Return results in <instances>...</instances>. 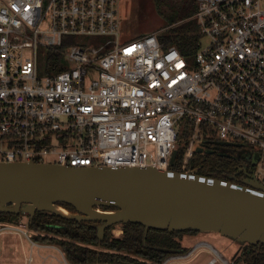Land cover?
Masks as SVG:
<instances>
[{
    "label": "built area",
    "instance_id": "obj_1",
    "mask_svg": "<svg viewBox=\"0 0 264 264\" xmlns=\"http://www.w3.org/2000/svg\"><path fill=\"white\" fill-rule=\"evenodd\" d=\"M121 1L0 0V162L198 174L196 156L227 142L258 152L264 183V0H199L192 60L157 31L122 40ZM39 53L59 54L56 69L39 75ZM5 233L49 246L28 217L0 222Z\"/></svg>",
    "mask_w": 264,
    "mask_h": 264
},
{
    "label": "water",
    "instance_id": "obj_2",
    "mask_svg": "<svg viewBox=\"0 0 264 264\" xmlns=\"http://www.w3.org/2000/svg\"><path fill=\"white\" fill-rule=\"evenodd\" d=\"M245 176L237 183L236 175L232 181L155 167L0 162V212L24 214L30 221L38 211L100 221L101 240L111 226L133 222L145 225V234L150 228L219 232L241 243L264 244V183L251 172Z\"/></svg>",
    "mask_w": 264,
    "mask_h": 264
},
{
    "label": "trees",
    "instance_id": "obj_3",
    "mask_svg": "<svg viewBox=\"0 0 264 264\" xmlns=\"http://www.w3.org/2000/svg\"><path fill=\"white\" fill-rule=\"evenodd\" d=\"M198 10L197 0H181L176 7L179 15L171 18V23L188 19L180 27L170 29L161 35L167 45H175L181 53L191 59L199 49L200 29L194 18ZM182 22V21H181ZM78 40V38L75 37ZM60 55L51 53L45 61L46 72L56 69ZM215 152L198 154L195 163L200 167L198 174L223 180H232L240 169V161L231 151H222L218 147ZM179 152L178 159L181 158ZM172 169L178 170L177 166ZM61 205L71 212L76 209L70 204ZM102 209H114L101 206ZM27 216L0 212V222L15 223ZM102 222L70 220L49 212H36L30 228L34 239L40 243L57 245L67 261L71 264H162L172 255L187 254L191 247L184 245L183 240L193 237L198 231H169L150 228L145 234V225L140 223H121L123 233L113 237L114 225L105 232L104 239L97 236L98 225ZM240 254L233 255V264H264V244L250 245L246 243Z\"/></svg>",
    "mask_w": 264,
    "mask_h": 264
},
{
    "label": "rangeland",
    "instance_id": "obj_4",
    "mask_svg": "<svg viewBox=\"0 0 264 264\" xmlns=\"http://www.w3.org/2000/svg\"><path fill=\"white\" fill-rule=\"evenodd\" d=\"M181 0H122L119 6V15L121 20L120 33L122 40L137 38L140 35L159 32L165 34L174 27H180L188 19H183L176 23H171V18L179 15L176 7ZM199 5V0H197ZM185 21V22H184ZM49 23L45 22L42 29H48ZM206 42V38H203ZM39 75L46 74V63L39 53L38 59ZM183 139V133L180 134V140ZM98 208L102 209L101 206ZM67 209V208H66ZM33 233V231L31 230ZM123 229L121 224L114 225L112 230L113 237L122 236ZM205 243L198 247L194 253L188 256L187 262L182 264H203L218 254L228 261H232L233 255L240 254L244 244L235 241L219 232H199L193 237H187L183 240L184 245L191 246L193 250L199 243ZM48 247L30 248V243L17 234L5 233L0 236V262H25L26 255L32 253V264H66L61 249L57 245L48 244ZM214 250H213V249ZM178 260L170 264L177 263ZM69 263V262H68ZM71 264V263H69ZM217 264H222L219 260Z\"/></svg>",
    "mask_w": 264,
    "mask_h": 264
},
{
    "label": "flooded vegetation",
    "instance_id": "obj_5",
    "mask_svg": "<svg viewBox=\"0 0 264 264\" xmlns=\"http://www.w3.org/2000/svg\"><path fill=\"white\" fill-rule=\"evenodd\" d=\"M218 147V149L222 151H231L236 158L240 161V169L236 175V182L241 183V181L246 179V172H254L258 165V152L253 151L245 145H221L217 144L214 148ZM215 150V149H213ZM241 170V171H240Z\"/></svg>",
    "mask_w": 264,
    "mask_h": 264
},
{
    "label": "crops",
    "instance_id": "obj_6",
    "mask_svg": "<svg viewBox=\"0 0 264 264\" xmlns=\"http://www.w3.org/2000/svg\"><path fill=\"white\" fill-rule=\"evenodd\" d=\"M191 238V237H190ZM187 246H189V245H187ZM191 247V246H190ZM213 249V248H212ZM214 250V249H213ZM179 255V254H178ZM191 258V257H190ZM190 258H188V257H184V258H180V259H177L178 260V262L177 263H175V264H182V263H188L187 262V260L188 259H190ZM212 259V258H211ZM210 259V260H211ZM210 260H206L203 264H208L209 262H210Z\"/></svg>",
    "mask_w": 264,
    "mask_h": 264
}]
</instances>
